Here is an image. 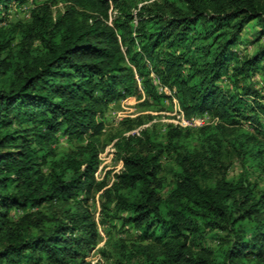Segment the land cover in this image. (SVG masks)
<instances>
[{"label":"trees","instance_id":"obj_1","mask_svg":"<svg viewBox=\"0 0 264 264\" xmlns=\"http://www.w3.org/2000/svg\"><path fill=\"white\" fill-rule=\"evenodd\" d=\"M26 1L0 0V264H91L98 224L95 264H264L251 180L264 175V94L250 82L264 46L236 48L251 23L264 35V0H32L28 19L9 20ZM142 93L147 110L175 98L184 118L213 121L126 135L144 123L126 118L102 140L109 105ZM114 139L109 185L95 173Z\"/></svg>","mask_w":264,"mask_h":264},{"label":"rangeland","instance_id":"obj_2","mask_svg":"<svg viewBox=\"0 0 264 264\" xmlns=\"http://www.w3.org/2000/svg\"><path fill=\"white\" fill-rule=\"evenodd\" d=\"M162 1L163 0H141V2L138 5L141 4L152 5L153 3H161ZM33 6L34 3L32 2V0H27L25 3H22L20 5L13 4L9 8L7 18L11 21L28 19L29 13ZM62 9H63V5L59 4L57 7L54 8V13L57 11H61ZM258 29L259 28L257 26L251 23L242 32L241 42L236 47L241 55H250L261 46H264V35L260 38L256 37ZM154 78H155L154 83L158 85V81L156 77ZM263 78H264V69H260L258 72H256V74L253 75V78L250 80V82L252 83V86L254 88L260 89L261 92L264 94V88L262 84ZM221 84L224 87H227L229 85L228 81L225 79L224 81L221 82ZM158 88L165 93L168 94L170 93L168 89L162 88L159 85ZM143 99H144V94L142 93L140 98L128 97L109 105L108 109L105 111L102 117L105 124V132L104 135L102 136V140L107 141V139L110 136L117 134L119 131H121L122 128L124 127V125H122V121L126 118L141 117L144 120V123L142 125L131 131L126 132L125 133L126 135L138 133L139 130L143 128H150L152 131L157 133V135H159L164 132V127L169 122H174L184 128H198L208 123L209 121L210 123L213 121L207 115H198L192 117L191 119H187L192 123V125H183L181 124L183 116L175 98L172 99V109L168 111L147 110L140 104ZM147 115L151 116V118L147 119L146 118ZM242 126L246 130L252 131V127L249 123H243ZM114 141L115 139L111 142H108L104 147V150L101 153H99L100 164L95 173V176L98 180H101L104 177L108 178L109 185H111L112 181L114 180L113 175L122 170V162L118 160L117 156L115 155V151L113 147ZM63 144L64 143L62 142L61 145ZM237 170H238L237 167L230 166L228 169V178H233ZM251 180L257 181L260 184V187L264 188V175L258 177V174H253L251 175ZM91 209L94 213L95 219L98 222L100 220V206L97 195L95 197V203L94 205L91 206ZM98 230L100 232L101 240L98 243V245L94 249H92L89 252L88 256L86 257V259L89 260L91 264H95L96 261L100 259V254L98 252V249L99 247L104 245L107 239V233L102 225L98 224ZM111 230L113 229L111 228ZM125 230L126 231L124 232L122 231L117 232L113 230V233L115 235H119L125 238L135 237L136 233L134 231L128 232L127 229ZM222 234L223 233H219L218 236H222ZM218 236L215 239L207 237L208 246L214 249L222 245L221 240Z\"/></svg>","mask_w":264,"mask_h":264},{"label":"built area","instance_id":"obj_3","mask_svg":"<svg viewBox=\"0 0 264 264\" xmlns=\"http://www.w3.org/2000/svg\"><path fill=\"white\" fill-rule=\"evenodd\" d=\"M203 115H206V114H203ZM181 124H183V125H192V123L189 120H187L186 118H184V117L182 118Z\"/></svg>","mask_w":264,"mask_h":264}]
</instances>
